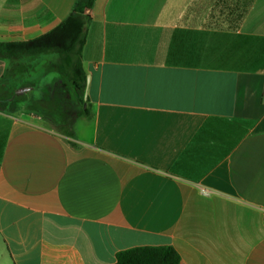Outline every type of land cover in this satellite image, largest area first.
<instances>
[{"label":"crops","instance_id":"crops-1","mask_svg":"<svg viewBox=\"0 0 264 264\" xmlns=\"http://www.w3.org/2000/svg\"><path fill=\"white\" fill-rule=\"evenodd\" d=\"M76 1L0 0V42L50 32ZM90 12L89 137L0 110V264H114L139 246H172L182 264H264V0ZM40 56L0 57V89L40 82L39 62L57 81V56Z\"/></svg>","mask_w":264,"mask_h":264},{"label":"trees","instance_id":"trees-1","mask_svg":"<svg viewBox=\"0 0 264 264\" xmlns=\"http://www.w3.org/2000/svg\"><path fill=\"white\" fill-rule=\"evenodd\" d=\"M96 0H77L72 13L50 32L29 40L0 42V57L11 61L22 58H36L40 55L54 54L57 61L54 70L61 81L70 84L78 92H85L87 75L82 65V50L86 41V27ZM253 0H250L252 3ZM14 100V99H13ZM77 117L91 118V106ZM68 138L74 137L73 129L67 120L60 131ZM70 144L76 145L70 141ZM114 264H182L180 254L172 246H139L120 251Z\"/></svg>","mask_w":264,"mask_h":264},{"label":"rangeland","instance_id":"rangeland-1","mask_svg":"<svg viewBox=\"0 0 264 264\" xmlns=\"http://www.w3.org/2000/svg\"><path fill=\"white\" fill-rule=\"evenodd\" d=\"M40 64L41 62L36 64V69L30 72L33 75L31 79L40 82L22 85L21 88L11 85L7 90L2 85L0 110H7L16 117L24 113L41 115L46 124L58 132L64 120H67L72 129L75 124L78 127L75 129L78 138H88L91 133L90 126L85 117H77L88 107L86 92L76 91L70 84L61 81L60 77L57 81L53 80L54 74L41 77L43 68L39 67ZM51 70L58 75L53 67Z\"/></svg>","mask_w":264,"mask_h":264},{"label":"water","instance_id":"water-1","mask_svg":"<svg viewBox=\"0 0 264 264\" xmlns=\"http://www.w3.org/2000/svg\"><path fill=\"white\" fill-rule=\"evenodd\" d=\"M90 14H91L90 11H88V12L85 13L86 16H90Z\"/></svg>","mask_w":264,"mask_h":264}]
</instances>
